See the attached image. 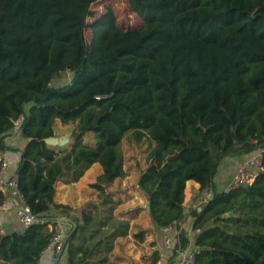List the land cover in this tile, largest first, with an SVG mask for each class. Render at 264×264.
I'll use <instances>...</instances> for the list:
<instances>
[{"label": "trees", "instance_id": "obj_1", "mask_svg": "<svg viewBox=\"0 0 264 264\" xmlns=\"http://www.w3.org/2000/svg\"><path fill=\"white\" fill-rule=\"evenodd\" d=\"M96 1L0 0V150H17L6 138L18 119L25 202L35 216L72 223L53 264L62 254L66 264H117L114 242L129 223L113 213L108 187L124 175L125 135L152 143L136 188L154 224L190 215L200 229L196 264H264V0H126L136 27L109 7L88 21ZM64 73L70 80L53 85ZM56 121L74 124L72 143H46ZM258 151L250 184L217 190L222 160ZM93 162L97 200L56 203L57 183L76 182ZM189 179L201 203L186 213ZM50 235L46 223L0 233V264H39ZM179 241L188 243L183 230ZM156 259L153 250L142 264Z\"/></svg>", "mask_w": 264, "mask_h": 264}, {"label": "rangeland", "instance_id": "obj_2", "mask_svg": "<svg viewBox=\"0 0 264 264\" xmlns=\"http://www.w3.org/2000/svg\"><path fill=\"white\" fill-rule=\"evenodd\" d=\"M106 7L112 9L117 20L123 27H136L140 25L141 19L130 11L126 0H97L91 5L94 11L93 18H87L92 21L105 12ZM85 39L89 41L90 31L85 30ZM70 74L64 73L57 80L53 81V85H64L70 80ZM74 124H61L56 121L53 125L54 131L58 139L68 138V143H72L69 134ZM92 134L88 133L84 141L90 144L94 143ZM152 143L149 140L142 139L140 143L129 140L125 135L121 142L120 148L124 157V175L116 179L112 185L108 187L112 192L113 199L118 203L113 213L121 215L129 223L128 235L116 238L112 254L120 257L118 264H142L144 259L148 258L153 252V241L156 234V225L146 211L145 196L136 188V181L140 174L141 168L145 167V156ZM85 196L90 201L97 200L96 192L89 186L84 187ZM78 191H74L77 194ZM86 197V198H87ZM88 200V201H89ZM82 201L73 205H80ZM75 206V207H76ZM142 233V240L137 239L134 234Z\"/></svg>", "mask_w": 264, "mask_h": 264}, {"label": "built area", "instance_id": "obj_3", "mask_svg": "<svg viewBox=\"0 0 264 264\" xmlns=\"http://www.w3.org/2000/svg\"><path fill=\"white\" fill-rule=\"evenodd\" d=\"M14 123V130H19V120H15ZM7 169L8 161L0 155V212L14 213L18 221L25 227L30 224L46 223L51 234L46 249H50L54 255H58L64 247L65 238L72 223L64 218L49 219L33 215L18 188L16 174H8ZM261 169L262 151L243 158L236 166L225 191L250 184ZM181 230L184 231V237L188 240V243L183 247L179 241ZM199 232V228L192 226L186 229L184 222L179 220L159 226V241L153 247L157 252L155 264H196L197 247L194 245L193 239ZM0 233H2L1 228Z\"/></svg>", "mask_w": 264, "mask_h": 264}, {"label": "crops", "instance_id": "obj_4", "mask_svg": "<svg viewBox=\"0 0 264 264\" xmlns=\"http://www.w3.org/2000/svg\"><path fill=\"white\" fill-rule=\"evenodd\" d=\"M26 141L27 139L21 135L19 130H14L13 133L6 138L7 145L17 149V150H4V151L0 150V155H2L8 161V169H7L8 174L12 175L16 173V169L20 162L21 150H23ZM241 160H242L241 158H227L222 160L218 168L217 174L215 176V184L218 191L225 190V187L228 184L236 166L241 162ZM101 171L102 169L99 163L93 162L76 182H71L67 184L58 182L54 201L56 203L66 204L72 209L83 208L88 203L89 200V197L85 196L83 188L89 186L90 183H93L96 176L99 175ZM198 187L199 184L194 180L189 179L185 182L182 205L185 207L186 213H189L192 206H199L201 203V200L194 199V197L197 196L198 194L197 192ZM75 190L78 191L77 194L74 193ZM211 195L212 192H209L204 197L203 201H206ZM80 201H82L80 205L78 206L73 205L76 204V202L78 203ZM192 222H193L192 217L188 215L184 220L185 228L189 229L192 226ZM156 227L157 229H156L155 239L152 245L153 247L156 244V242L159 241V235H160L159 226L156 225ZM0 228L2 229L3 234H7V233H11L12 231H22L25 228V226H23L18 221L14 213L0 212ZM53 261H54V254L50 249H45L40 256L39 264H53ZM66 263H67V259L65 257V254H62L59 257L58 264H66Z\"/></svg>", "mask_w": 264, "mask_h": 264}, {"label": "water", "instance_id": "obj_5", "mask_svg": "<svg viewBox=\"0 0 264 264\" xmlns=\"http://www.w3.org/2000/svg\"><path fill=\"white\" fill-rule=\"evenodd\" d=\"M45 141L49 145H56V144L66 145L68 143V138L58 139L56 137H51V138H47ZM184 212H186V211H184ZM226 215H228V214H226Z\"/></svg>", "mask_w": 264, "mask_h": 264}]
</instances>
